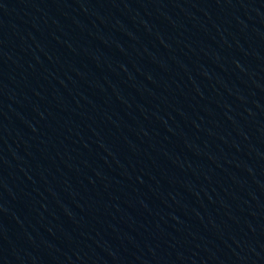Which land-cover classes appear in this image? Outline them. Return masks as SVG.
<instances>
[{
  "label": "water",
  "instance_id": "water-1",
  "mask_svg": "<svg viewBox=\"0 0 264 264\" xmlns=\"http://www.w3.org/2000/svg\"><path fill=\"white\" fill-rule=\"evenodd\" d=\"M0 264H264V14L90 150Z\"/></svg>",
  "mask_w": 264,
  "mask_h": 264
}]
</instances>
